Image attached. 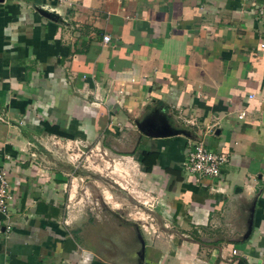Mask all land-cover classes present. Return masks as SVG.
Here are the masks:
<instances>
[{"label":"crops","instance_id":"0c3cea01","mask_svg":"<svg viewBox=\"0 0 264 264\" xmlns=\"http://www.w3.org/2000/svg\"><path fill=\"white\" fill-rule=\"evenodd\" d=\"M196 142L218 176L182 169ZM90 144L156 199L142 264H264V0H0V264H138L73 203Z\"/></svg>","mask_w":264,"mask_h":264},{"label":"rangeland","instance_id":"374dc122","mask_svg":"<svg viewBox=\"0 0 264 264\" xmlns=\"http://www.w3.org/2000/svg\"><path fill=\"white\" fill-rule=\"evenodd\" d=\"M60 145L61 143H54L55 147ZM63 148L58 150L63 151ZM87 148V152L76 148L73 152H66L69 162L73 165L77 184L74 196L79 202L73 203L81 210L89 208L87 215L90 216V224L100 228L102 225L110 226L113 231L112 244H115V248L110 250L112 257L120 259L119 261L131 258L135 263L139 250L136 229L140 225H151L147 229L148 233L155 234L152 233V228L155 227L156 217L141 203L147 198L155 197L136 186L134 174L137 169L129 158H122V154L106 147L104 149L101 144L96 148L94 144H90Z\"/></svg>","mask_w":264,"mask_h":264},{"label":"built area","instance_id":"2783aa9c","mask_svg":"<svg viewBox=\"0 0 264 264\" xmlns=\"http://www.w3.org/2000/svg\"><path fill=\"white\" fill-rule=\"evenodd\" d=\"M58 3H65L67 0H56ZM102 42H109L110 37L107 34L101 35ZM243 112L237 115L240 119ZM226 156L222 152H212L207 150L201 142H196L192 145V148L188 151L186 158L181 164L184 171L189 174H195L204 177H216L219 173V165L225 162ZM261 183L264 187V174L261 177ZM9 187L7 181V173L4 169L0 168V219L3 223V229L9 231L10 225L7 223L8 214V199H9ZM150 202H147L149 201ZM148 203V204H147ZM156 204V199L147 198L141 203L147 210H151ZM142 228L144 225H140ZM235 253V250L231 251Z\"/></svg>","mask_w":264,"mask_h":264},{"label":"water","instance_id":"95a60500","mask_svg":"<svg viewBox=\"0 0 264 264\" xmlns=\"http://www.w3.org/2000/svg\"><path fill=\"white\" fill-rule=\"evenodd\" d=\"M137 230V236H138V240H139V243H140V248L137 252V256H138V264H142V260H143V240H142V237H141V234L138 232V229Z\"/></svg>","mask_w":264,"mask_h":264},{"label":"trees","instance_id":"16d2710c","mask_svg":"<svg viewBox=\"0 0 264 264\" xmlns=\"http://www.w3.org/2000/svg\"><path fill=\"white\" fill-rule=\"evenodd\" d=\"M147 165V164H146ZM149 168L144 165V170L147 171Z\"/></svg>","mask_w":264,"mask_h":264}]
</instances>
